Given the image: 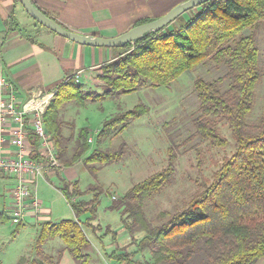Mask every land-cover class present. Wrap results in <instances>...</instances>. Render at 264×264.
<instances>
[{
	"label": "trees",
	"instance_id": "obj_1",
	"mask_svg": "<svg viewBox=\"0 0 264 264\" xmlns=\"http://www.w3.org/2000/svg\"><path fill=\"white\" fill-rule=\"evenodd\" d=\"M151 20L154 19L139 20L133 27ZM263 26L264 0H212L186 12L163 31L150 32L124 47L113 48L116 58L95 68V81L105 88L102 94L84 92L76 75L67 76L56 88L44 116L46 130L64 166L81 161L95 175L98 171L95 165L119 163L126 154V144L117 149L90 151L88 131L82 129L74 142L73 154L68 156L66 143L71 139L63 136L60 118L64 104L82 107L87 102L117 99L143 88L171 87L183 73L210 64L225 73V78H196L194 92L199 100V114L194 126L199 137L226 146L228 141L222 137L220 127L227 125L235 138V151L214 172L211 182L202 184L188 205L162 224L153 226L147 221L144 202L173 180L176 170L173 151L166 168L134 184L119 200H114L111 209L121 213L125 229L132 236L141 231L144 235L136 240L133 253L114 251L109 256L112 261L256 264L264 259V114L256 124L247 121L262 76L258 32ZM148 112V106L138 105L107 119L98 143L109 141ZM58 190L68 201L75 219L41 222L37 227V258L24 256L18 264H59L60 260L44 254L42 249L55 238L63 242V251L70 254L75 264H93L86 230L91 229L90 222L96 219L101 189L91 186L81 190L78 181L61 178ZM89 194L90 200L83 198ZM83 217L86 218L82 223ZM9 219L7 212L0 213V222ZM145 252L150 253V258L138 261Z\"/></svg>",
	"mask_w": 264,
	"mask_h": 264
},
{
	"label": "rangeland",
	"instance_id": "obj_2",
	"mask_svg": "<svg viewBox=\"0 0 264 264\" xmlns=\"http://www.w3.org/2000/svg\"><path fill=\"white\" fill-rule=\"evenodd\" d=\"M133 25L134 23L127 27L132 28ZM25 27L22 29L23 35L32 34V29ZM110 33L113 34L106 38L118 35L114 31ZM258 47L262 76L256 85L253 108L247 119L250 125L258 123L264 114V26L258 32ZM224 75L225 73L216 66L212 68L210 64L183 73L171 87L143 88L117 99L87 102L82 107L75 103L64 104L60 118L63 121V136L71 139V142L66 143L68 156L73 154L74 142L82 129H87L89 136L94 139L90 143V151L97 148L117 149L126 144V154L119 163L104 166L97 164L95 166L98 171L95 175L85 167L78 174L81 190L91 186L101 189L96 219L90 222L91 229L86 230L91 241L88 252L93 264L112 261L109 256L114 251L117 254L135 251V242L144 233L136 232L132 236L123 226L121 213L111 209V206L114 200H119L134 184L166 168L170 151H173L176 162L173 180L144 202V214L153 226L162 224L172 214L184 209L202 188V184L210 183L214 172L235 151V138L227 125L222 124L220 127L222 137L228 141L226 146L212 144L199 137L194 126V120L199 114V100L194 92L196 78H225ZM96 77L95 68L82 73L79 82L83 84L84 92L102 94L105 91L102 85L96 83ZM226 80L224 87L228 85ZM138 105L148 106L149 112L131 121L123 132L109 141L98 143L100 130L107 119ZM60 163L62 168H50L45 171L47 175L39 177L36 182L37 195L42 203V212L39 215L42 217L41 222L59 223L66 219H75L68 201L58 190L60 176H65L63 170L66 167L62 161ZM14 184V180L0 177V213L8 212L11 206L10 191ZM87 197L90 200L92 194ZM85 218L80 221L83 223ZM39 224L35 216L26 219L21 225L13 224L11 219L0 222V264H18L24 256L37 258L35 245ZM42 249L44 254L60 260L59 264H75L70 254L63 251L64 245L59 238L49 240ZM146 258H150L149 252H145L143 258L137 260L144 261ZM112 262L119 264L116 260Z\"/></svg>",
	"mask_w": 264,
	"mask_h": 264
},
{
	"label": "crops",
	"instance_id": "obj_3",
	"mask_svg": "<svg viewBox=\"0 0 264 264\" xmlns=\"http://www.w3.org/2000/svg\"><path fill=\"white\" fill-rule=\"evenodd\" d=\"M30 1L65 28L81 34L109 37L113 34L111 31L119 35L131 28L128 25L159 18L186 0ZM24 27L32 29V34L23 35ZM116 56L113 48L81 45L52 32L29 16L19 0H0V73L14 82L23 101L36 88L55 92L66 76L77 75L80 80L83 72L110 62ZM84 167L78 161L65 167V176L60 178L76 182ZM41 218H36L38 224ZM256 264H264V259Z\"/></svg>",
	"mask_w": 264,
	"mask_h": 264
},
{
	"label": "built area",
	"instance_id": "obj_4",
	"mask_svg": "<svg viewBox=\"0 0 264 264\" xmlns=\"http://www.w3.org/2000/svg\"><path fill=\"white\" fill-rule=\"evenodd\" d=\"M54 94L36 88L23 101L14 82L0 73V177L15 182L7 212L13 224H22L29 216L39 218L42 203L37 179L50 168H62L58 148L44 121ZM93 141V137L88 138L89 143ZM104 264L114 263L106 260Z\"/></svg>",
	"mask_w": 264,
	"mask_h": 264
},
{
	"label": "water",
	"instance_id": "obj_5",
	"mask_svg": "<svg viewBox=\"0 0 264 264\" xmlns=\"http://www.w3.org/2000/svg\"><path fill=\"white\" fill-rule=\"evenodd\" d=\"M209 1L212 0H186L174 6L171 10H169L166 14L162 15L159 18L136 25L115 37L106 38L71 31L43 13L30 0H19L29 16H31L37 23L46 27L52 32L81 45L108 48H121L129 43H133L143 38L150 32L163 31L177 18L184 15L186 12Z\"/></svg>",
	"mask_w": 264,
	"mask_h": 264
}]
</instances>
